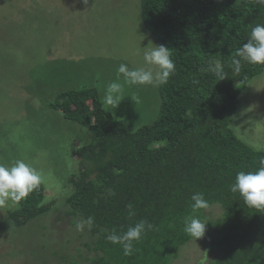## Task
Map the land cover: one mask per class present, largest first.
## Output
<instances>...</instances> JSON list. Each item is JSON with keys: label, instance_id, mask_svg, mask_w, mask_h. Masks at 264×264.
I'll list each match as a JSON object with an SVG mask.
<instances>
[{"label": "trees", "instance_id": "obj_1", "mask_svg": "<svg viewBox=\"0 0 264 264\" xmlns=\"http://www.w3.org/2000/svg\"><path fill=\"white\" fill-rule=\"evenodd\" d=\"M145 28L171 52L175 72L159 85L157 119L136 132L102 108L97 89L61 93L50 107L64 118L87 126L92 142L77 153L79 174L70 178L65 200L70 218H94L88 230L85 262L74 264H170L192 238L186 217L203 220L206 210L193 211L191 195L203 192L222 217L207 222L220 256L211 264H264V210L248 207L230 191L236 173L255 171L264 152L241 142L231 130L241 91L264 65L242 61L237 74L234 51L249 39L251 28L264 24V5L257 0H141ZM217 66L226 78L219 80ZM46 191L39 186L17 202L9 214L17 226L50 212ZM133 205L129 216L127 205ZM208 208V209H209ZM144 219L155 227L124 255L106 240Z\"/></svg>", "mask_w": 264, "mask_h": 264}, {"label": "rangeland", "instance_id": "obj_2", "mask_svg": "<svg viewBox=\"0 0 264 264\" xmlns=\"http://www.w3.org/2000/svg\"><path fill=\"white\" fill-rule=\"evenodd\" d=\"M151 43L162 45L142 22L141 0H0V163L22 159L36 168L51 204L21 227L9 217L20 209L17 202L0 207V264H74L94 256L85 246L89 229L77 231L82 218L68 217L65 206L73 192L68 181L81 170L77 153L93 134L50 104L63 92L95 88L102 108L130 132L152 124L159 85L124 84L116 109L103 102L121 63L148 67L141 48ZM230 126L241 142L264 152V73L241 91ZM222 213L215 205L203 220ZM212 234L182 246L170 264H211L220 256Z\"/></svg>", "mask_w": 264, "mask_h": 264}, {"label": "clouds", "instance_id": "obj_3", "mask_svg": "<svg viewBox=\"0 0 264 264\" xmlns=\"http://www.w3.org/2000/svg\"><path fill=\"white\" fill-rule=\"evenodd\" d=\"M264 5V0H257ZM87 4L88 0H82ZM141 48V47H140ZM143 50V60L148 67L130 69L126 64L121 63L117 69V78L109 83L103 94V102L111 110L117 108L124 99V84L128 85H164L169 77L175 72V63L171 58V52L164 46H156L151 43ZM242 61L264 65V24H256L251 28L249 39L239 46L232 54L231 64L233 71L239 73ZM215 74L219 80L226 78L221 66H217ZM123 76V83L120 76ZM259 167L255 171H239L236 173L234 183L230 185L233 194H239L244 203L257 210H264V157L259 160ZM42 183L41 173L22 159L12 162L11 166L0 163V207H5L11 202H19L26 198L29 193L37 189ZM191 208L207 210L210 205L203 192H195L191 195ZM129 216H134L133 205H127ZM94 218L89 216L76 222L77 231L85 228L91 230ZM208 223L196 216L186 217L184 220V231L192 238V242L203 238ZM154 225L147 220L141 219L134 225L129 226L121 234L110 233L106 240L113 244H119L123 248L124 255H131L134 242H138L142 236L154 229Z\"/></svg>", "mask_w": 264, "mask_h": 264}]
</instances>
